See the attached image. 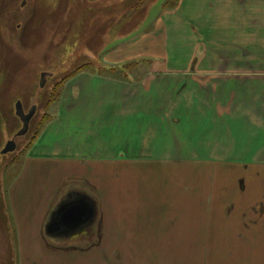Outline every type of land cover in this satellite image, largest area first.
<instances>
[{"label":"crops","instance_id":"obj_1","mask_svg":"<svg viewBox=\"0 0 264 264\" xmlns=\"http://www.w3.org/2000/svg\"><path fill=\"white\" fill-rule=\"evenodd\" d=\"M158 9L75 75L34 139L8 191L20 264H264V0ZM250 46L257 70H233ZM80 195L94 223L46 233Z\"/></svg>","mask_w":264,"mask_h":264},{"label":"rangeland","instance_id":"obj_2","mask_svg":"<svg viewBox=\"0 0 264 264\" xmlns=\"http://www.w3.org/2000/svg\"><path fill=\"white\" fill-rule=\"evenodd\" d=\"M21 1L0 0V264H20L19 248L16 242L12 245L10 240L6 241L2 218L4 214L7 225L13 224L8 191L21 172L34 139L53 118L60 97L82 71L78 68L98 71L96 58L129 33H136L135 30L144 27V22L151 24L160 5V0H141L128 10L134 0H28V5L22 9ZM31 9L33 18L20 34L16 24L19 18H26ZM77 39L78 47L74 45ZM238 49L237 59H245V62H233L234 67L230 69L246 73L257 70L259 63L252 61V47ZM45 69L55 74L48 78L45 88H41L40 74ZM260 71L263 75L264 46L261 47ZM248 84L251 83L244 85L251 89ZM24 87H29V93ZM18 101L23 102L26 112L33 104H38L29 131L22 136L17 135L23 127L16 114ZM10 140L16 141V150L2 154ZM136 254H140L134 256L141 259L140 264H176L171 256L154 252ZM113 257L114 263L120 264L117 256Z\"/></svg>","mask_w":264,"mask_h":264},{"label":"water","instance_id":"obj_3","mask_svg":"<svg viewBox=\"0 0 264 264\" xmlns=\"http://www.w3.org/2000/svg\"><path fill=\"white\" fill-rule=\"evenodd\" d=\"M51 74V73H47ZM44 77V76H43ZM43 86V83L41 84ZM36 113L33 107L28 113L25 112L21 101L17 102L16 114L22 120L23 127L18 132V136L25 135L30 126V122ZM17 148L15 140H10L2 154L14 152ZM98 215L96 204L86 195H80L73 200L63 202L53 214L47 225L46 233L49 235H64L69 230L76 229L86 224L94 223Z\"/></svg>","mask_w":264,"mask_h":264},{"label":"flooded vegetation","instance_id":"obj_4","mask_svg":"<svg viewBox=\"0 0 264 264\" xmlns=\"http://www.w3.org/2000/svg\"><path fill=\"white\" fill-rule=\"evenodd\" d=\"M18 1V0H17ZM28 0H22L21 2H20V6H21V8L22 9H24V8H26V6L28 5ZM12 11H14V10H12ZM33 14H34V10L33 9H31V11H29V14H28V16L26 17V18H19L20 19V21L16 24V29H17V31L18 32H20V34L21 33H23L26 29H27V27H28V25L30 24V22H31V20H32V18H33ZM10 15H13V12L11 13L10 12ZM18 17V16H17ZM22 20V21H21ZM22 31V32H21ZM47 73H51V74H47ZM55 74V72L54 71H49V70H42V72H41V74H40V77H41V82L39 83V85H40V87L41 88H45V86H46V83H47V80H48V78L49 77H52L53 75ZM44 76V77H43ZM29 79H27V81H28ZM28 83V82H27ZM43 83V86H41V84ZM24 89H25V92H28L29 93V87H24ZM22 104H23V102H22ZM33 107H36V113H35V115L37 114V111H38V104H33L32 106H31V108H30V110L33 108ZM29 110V111H30ZM34 115V116H35ZM34 118V117H33ZM33 118H32V120H33ZM32 120H31V122H32ZM31 122H30V125H31ZM29 129H30V126H29Z\"/></svg>","mask_w":264,"mask_h":264},{"label":"trees","instance_id":"obj_5","mask_svg":"<svg viewBox=\"0 0 264 264\" xmlns=\"http://www.w3.org/2000/svg\"><path fill=\"white\" fill-rule=\"evenodd\" d=\"M140 1L141 0H134L133 2H130V6L128 7V10H130L131 8H134L135 6H137L139 3H140ZM135 16V15H134ZM74 45H76V47H78L79 46V41H78V39H77V41L76 42H74ZM79 70H83V66H81L80 68H78ZM0 220H1V218H0ZM2 220H3V227H4V231L6 232V241H8L9 240V237H8V235H9V229H10V225L8 224L7 225V223H8V221H7V218H5V215L3 214V218H2Z\"/></svg>","mask_w":264,"mask_h":264}]
</instances>
